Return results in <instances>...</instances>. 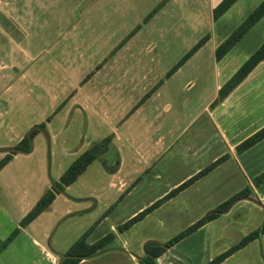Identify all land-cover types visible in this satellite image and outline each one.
I'll list each match as a JSON object with an SVG mask.
<instances>
[{
  "label": "rangeland",
  "instance_id": "374dc122",
  "mask_svg": "<svg viewBox=\"0 0 264 264\" xmlns=\"http://www.w3.org/2000/svg\"><path fill=\"white\" fill-rule=\"evenodd\" d=\"M159 1L0 0V147L15 144L34 123L45 122L48 131L39 130L32 137L31 150L18 151L0 170V238L18 225L48 183L57 181L80 152L111 132L110 127L116 123L108 121L112 116L108 117L106 111L121 101L125 103L121 111L127 113L138 97L149 92L144 99L143 114L149 116L152 110L158 121L171 117L179 127L189 123V129L173 144L176 171L170 180L192 168V161L182 168L177 151L182 141L190 139L199 126H204L205 132L211 127L207 111L202 112L201 108L218 74L217 62L214 64L215 46L260 0H242L218 19L212 16L215 0H168L143 22V17ZM138 23L140 27L130 35ZM206 35V43L170 77H164L170 66ZM263 40L264 16L228 52L224 72L238 67ZM256 76L251 79L252 83L247 82L243 87L247 91V96L241 99L245 106L237 109L239 115L252 118L253 125L264 121V62L256 70ZM154 86L158 93L150 90ZM198 113L199 117L193 118ZM136 120V126L143 130L144 122L136 123ZM105 156L109 162L117 161L112 149ZM240 159L244 166L250 164L253 169H264V141L244 152ZM230 163L217 174L221 185L212 187L213 192L208 188V192L201 194L206 201L210 198L223 201L236 192L238 183H242L241 173L238 168L235 171L230 168ZM247 170L252 172L249 166ZM257 174L252 176L253 183ZM109 178L110 173L98 156L62 190L64 194L58 193L48 207L21 228L13 245L0 253V264H42L35 263L37 259L42 260V254L32 243L33 237L55 251L68 249L101 215L103 204L117 197L116 187L107 183ZM142 183H146L145 188L138 189V194L132 197L135 202L142 203L156 189L148 187L145 178ZM244 184L251 188L250 195L259 207L263 201L258 192H264V181L254 183L257 192L251 184ZM95 192L100 193L99 207L102 208L90 212L85 209L94 204L95 200L89 195ZM129 201L126 198L122 204L114 206L113 221L128 214L130 206L134 205ZM243 205L254 204L250 201ZM257 208L249 212L236 207L227 216L221 213L217 216L220 218H213L214 230L212 236L209 231L208 240L191 234L180 240L175 250L198 249L194 259L204 263L205 258L215 254L216 241V246L222 247L230 238L224 235V223L228 222L232 230L248 232L260 224ZM212 209H206L205 216ZM166 212L171 214V220L164 236L170 238L184 228L188 213L172 209ZM66 214L69 216L63 218ZM107 225L103 223L91 237L100 234ZM257 242L241 250L226 264H264V252ZM108 253L109 250L92 261L105 260Z\"/></svg>",
  "mask_w": 264,
  "mask_h": 264
},
{
  "label": "crops",
  "instance_id": "0c3cea01",
  "mask_svg": "<svg viewBox=\"0 0 264 264\" xmlns=\"http://www.w3.org/2000/svg\"><path fill=\"white\" fill-rule=\"evenodd\" d=\"M167 1L168 0H166L165 3ZM173 1H176V0H173ZM180 1H183V0H180ZM241 1L242 0H236L227 9L228 11L227 10L226 11L229 12L233 8V6H237V3L239 4V2ZM218 2L219 0H215L212 6L214 7ZM241 5L242 3L240 4V6ZM225 12L222 15L227 13ZM198 50H196V52ZM227 54H225L219 60L215 58L214 64L216 62L217 63L222 62V61L224 62L222 65H219L217 63L215 64V66H217V69H218L217 78L214 83V87H213V90L210 96L208 97L206 102L204 101L205 103L203 104L201 108L202 112L207 111L208 117L210 119L211 127L208 132H205L204 126L203 127L199 126L197 130L195 131V133H192L190 139H186L182 141L181 146L178 148V151H177V153H180V155L177 158L179 159V162L182 168L185 169L186 168L185 165L186 164L188 165L189 161H192L193 166L190 170H186V172L176 175L173 180H170V179L173 177V172L176 170L174 169V159L172 158L174 157L173 156L174 152L172 150V147H173V144L183 135V133L189 129L190 124L187 123L185 126L179 127V125L173 122L171 117H167V116L163 119V121L162 120L158 121L156 118L157 117L156 112L154 114V111L152 110H150L149 116L143 114L142 108H143V104L145 103L144 99L146 96L138 97V99L136 100L137 102L134 101L132 103L134 104V108L133 107L131 108L132 106L131 104V106L128 109L129 111L127 110L128 111L127 113H122L121 111L124 108V104H125L123 103V101L120 102L121 105L118 103L116 104L115 107H111L110 111H106L108 117L111 118L112 116L111 118L112 120L109 119L108 121L109 122L114 121L112 124L114 123L116 124L111 126L110 127L111 132L104 136V137L109 136L110 140L108 141L106 146H102L101 149L103 150V152L101 154L98 153V156H100V161L106 167L107 172L110 173V178L107 182L108 185L112 187H116V190L118 191V195L111 202L104 203L103 204L104 208L99 207L100 202H101L100 193L95 192L89 195V198H91L92 200H95V202L93 205H91L89 208H86L85 210H89L90 212H92L93 210H96L97 208H102V210H101V215L98 216V218L93 220V222L91 223L93 224L95 222V225L91 229V231L88 233V235L86 236V240L88 242H93L97 240L98 238L102 237L103 235H105L109 231H113L115 233V237L110 241L107 247H104V248L109 247L105 251H108V250L110 251V253H108V255L105 256V260H101L98 262L92 261L94 260V258H96V256H99L100 254L105 252L103 251L95 255L85 256L80 261H78L76 264H142L139 262L140 258L137 256L144 255L145 253L144 247H145L146 242L151 241V240L164 242L166 239H168V237L164 236L165 234L164 231L166 229L165 227L167 226V223H169V220H171V214L170 215L167 214L166 212L167 209L183 211V212L188 213L185 219L186 221L184 224V228H185L186 226H188L195 220L199 219L200 217H203L205 215L204 213L206 209H208L209 207L214 208L216 205L222 202V200L220 199L212 200L211 198L208 201H206L202 197L201 194H205L206 191L208 192V188H209V191H212L211 190L212 187H217L221 185L222 180L221 178H218L219 176H217V174L222 172L226 164L227 163L229 164L231 161L232 163H230L229 165L230 168H232L234 171L238 168L239 172L241 173V177H242L240 178L243 179L242 183L237 184L238 187L236 188L237 189L236 191L246 186V184L244 183L251 184L253 187L252 189L256 192L258 191L256 185L252 182L253 181L252 176L254 173L257 174L260 171H262L263 168L257 170V169H253L250 164L247 166H244L240 158L241 156H243L244 152L247 153L249 150L253 148V146H256L257 144L263 142L264 139L260 140L258 143H256L249 149H246L243 152H238L235 146L242 139H244L245 137L253 133L255 130H257L259 127L264 125V121L258 125H253L252 118L249 119L246 117V115H244L245 117H243L242 115H239L237 113V109L239 107L245 106V102L241 101V99L247 96V91L243 89V87L245 86V84L247 85V82L252 83L253 81V80L251 81L252 78L258 77L256 76V70L261 66L262 62H264V59H262L246 75V77L238 85H236L220 102L212 106L211 103L217 96L218 89L220 88L221 84L237 68L236 67L235 69H233L231 72H228V73L224 72L225 70L224 66L226 65V63H228L227 61H225L227 58ZM222 69H223V72H222ZM154 88L156 89V87ZM154 93H158V89L155 90ZM141 98H143V100H141ZM165 107L168 108L169 104L166 103ZM198 115L199 113L195 114L193 118L199 117ZM134 120H136V123L137 121H139L140 123L144 122L145 128L143 130H139V128L136 126L137 124L134 123ZM33 125H42L46 129V123L45 124H42V122L34 123ZM119 128H121V130H119ZM34 130H37L36 131L37 133L39 130H43V129H40L38 126H36L32 130V132ZM43 131L45 133H48L47 129ZM25 134L28 135V132ZM21 138H19L18 141ZM17 142L12 145L1 146L0 148L17 146L16 145ZM95 142H98V141H95ZM30 143H31V147L27 151H24L21 149L1 150L0 158L3 157L6 153H11V158L8 160V162H6L4 166H6L11 161V159L15 157L18 151H23V152L30 151L32 148V141H30ZM109 149H112V151L115 152V155L117 157V161L114 163L109 162V160L105 156L106 152ZM12 151H16V152H12ZM223 154L225 155L223 161L217 164L208 173L204 174L203 176L199 177L198 179L190 183L188 186L184 187L177 194L163 201L160 205H158L152 211L147 213L144 217H142L141 219L133 223L130 227L122 231H120L117 228L118 224L124 222L125 220L135 215L137 212H139L146 206L153 203L156 199L162 197L167 192H169L173 187L179 185L181 182H183L184 180H186L187 178H189L190 176L198 172L206 164L215 160L216 158H218L219 156ZM89 165L87 166V168L89 167ZM248 166L252 170V172H249L247 170ZM80 174L78 175V177L80 176ZM144 178L146 179V182L149 184L148 187H156V189L151 192L154 194L148 198L145 197L144 198L145 200L143 199L142 203L135 202V199L132 197L138 194V189L143 190L145 188L143 187V185L146 183H142ZM115 179H117V181ZM57 181H52L48 183V186L46 189L56 187ZM204 187H206L207 189ZM60 192L64 194L62 190H59V192H57L56 195ZM258 194H259L260 199L263 201L262 204H258L259 207L257 206L256 203H254V198L251 195H249L248 197L240 198L239 200H237L230 208L223 211L222 214L224 213V216H227L228 214L232 213L233 212L232 210L236 207L238 208V210L239 209L243 210L246 208L248 209L249 212H250V209L253 210L254 208L258 207L257 210L260 211L258 221H260L261 223L264 219V192H258ZM126 198L130 199L129 202L134 205L130 206L131 210L128 212L126 216H123L124 218H122L119 221H113V217L111 216L113 213L114 206L115 207L119 206L126 200ZM250 201L251 203L253 202L254 205H251L249 207H247L246 205H243V202L246 203ZM68 209L69 208L65 209L63 213L68 211ZM79 211H82V210H79ZM238 213L239 211H237L235 214L238 215ZM69 214L64 215L63 218L66 216H69ZM217 218H220V217H217ZM105 222H107L108 224L105 230H102L100 234L92 238L91 236L94 234L93 232H95ZM213 222H214V219L207 220L201 227H199L196 231H194L191 234H199V236L200 235L202 237L204 236V239L208 240V238L210 237L209 231H211V236L213 234V231H212L214 230V225H212ZM207 223L210 224L209 227H207ZM91 224H89V226ZM17 226L20 227L19 231L21 230L22 227H25V226H20L19 222ZM141 226L143 227V230H141ZM230 226L231 225L228 222L224 223V227H223V230H225L224 235L230 238H228L227 241L223 242L222 247L216 246L217 241L214 243L215 250H216L214 255L223 251L224 249L232 245L235 241H237L242 235L247 233V232L245 233L240 232V234H238L237 239L234 240L233 237L227 234V232L232 231V229H234V228H229ZM189 235L185 236L184 238L180 240L183 241ZM15 236L2 251L7 250V248L13 245ZM5 237L0 238V241L4 239ZM231 238L233 239V241L230 242ZM179 241L176 242L174 245L167 247L158 256L155 264H203L194 259V254L196 253V251H199L198 249H196L195 251L190 249V250H187V252L177 251L176 253L175 248H176V245L179 243ZM257 241L260 244L261 252H264V249H263L264 233H263L260 237L255 238L252 241L248 242L246 245L237 249L236 251H234L232 254H230L224 260H222L221 262L217 264H224V263L226 264L230 258H232L237 253L241 252V250H244L246 247L250 246L251 244H254ZM32 243L39 248L40 253L42 254L41 255L42 260L37 259L35 263L43 262L42 264H57L60 261V259L65 256V252L67 250L66 249L65 251H59V250L55 251L53 249L48 248V245H46V243H43L34 237L32 238ZM201 247L203 248V244ZM178 253L183 254V257L180 256ZM252 253H253V250H252ZM214 255L210 254L209 257L205 258L206 260L204 261V263L207 260L211 259ZM21 263L23 262L21 261Z\"/></svg>",
  "mask_w": 264,
  "mask_h": 264
},
{
  "label": "trees",
  "instance_id": "16d2710c",
  "mask_svg": "<svg viewBox=\"0 0 264 264\" xmlns=\"http://www.w3.org/2000/svg\"><path fill=\"white\" fill-rule=\"evenodd\" d=\"M166 0L159 1L144 17L143 22H147L156 11L165 3ZM236 0H219V2L212 9V16L214 19L219 18ZM264 16V0H260L243 18V20L215 47V58L217 60L221 59L229 50L244 36V34L262 17ZM140 27V23L133 28L129 34L133 35L134 32ZM208 39V35L200 37L188 50H186L174 64L165 72V77L172 75L189 57L192 56L196 50H198ZM264 59V40L263 42L251 53L246 59L236 68V70L221 84L218 89V94L212 101L211 105L214 106L220 102L236 85H238L246 75L262 60ZM161 81V80H160ZM155 87V86H154ZM153 87V88H154ZM152 88V89H153ZM151 89V90H152ZM147 92L143 97L147 96ZM143 100V98H141ZM57 110V109H55ZM48 119L50 116L47 117ZM42 124H45L42 122ZM37 130L32 132V136ZM264 139V125L259 127L253 133L242 139L235 148L238 152H243L249 147L253 146L260 140ZM110 140L109 136L104 137L98 142H94L89 148L78 154L74 160L66 167L62 172L57 181V186L46 189L41 196L37 199L34 205L27 211V213L19 220L20 226H26L31 220H33L39 213H41L46 207L50 205L53 201L55 195L59 190H63L65 186L69 185L76 180L78 175L82 173L87 166L98 157V148L105 146ZM17 147L21 150L27 151L31 147L30 139L27 134H25L18 142ZM16 152V151H12ZM225 155H221L215 160L206 164L198 172L181 182L179 185L173 187L169 192H167L162 197L156 199L153 203L146 206L135 215L131 216L124 222L118 224L117 228L122 231L130 227L133 223L144 217L147 213L152 211L155 207L160 205L163 201L170 198L171 196L177 194L184 187L188 186L190 183L203 176L212 170L217 164L223 161ZM11 158V153H6L0 158V169L8 162ZM264 181V169L254 177V183L259 184ZM251 188L244 186L239 189L227 199L216 205L207 216L200 217L195 220L185 228L179 230L170 238L166 239L164 242L160 241H148L145 244V253L139 259L142 264H155L158 256L167 248L174 245L180 239L193 233L199 227H201L207 220L213 219L219 216L223 211L230 208L237 200L240 198L248 197L250 195ZM97 222V221H96ZM95 222L91 224L66 250L65 256L60 259L57 264H76L83 257L88 256L104 247H107L110 241L115 237L113 231L107 232L102 237L98 238L93 242H88L86 236L94 227ZM20 227L16 226L4 239L0 241V252L7 246V244L13 239V237L18 233ZM264 233V219L263 221L254 229L250 230L246 234L242 235L237 241L232 245L214 255L211 259L207 260L203 264H217L224 260L227 256L232 254L237 249L246 245L248 242L255 238L260 237Z\"/></svg>",
  "mask_w": 264,
  "mask_h": 264
},
{
  "label": "water",
  "instance_id": "95a60500",
  "mask_svg": "<svg viewBox=\"0 0 264 264\" xmlns=\"http://www.w3.org/2000/svg\"><path fill=\"white\" fill-rule=\"evenodd\" d=\"M36 126H38L40 129L46 130L42 125H33V126L29 129V131H28V137H29L30 141H32V130H33ZM17 149H19L17 146H10V147H3V148H0V151H1V150H17ZM206 216H207V214H206ZM209 225H210V224L207 223V227H209ZM227 234L230 235L231 237H233L234 240H236L237 237H238V234H240V232H239V231H236V230H232V231L227 232ZM108 248H109V247H108ZM108 248H103V249H101V250H99V251H97V252H94V253H92V254H89V255H95V254H97V253H99V252H103V251H105V250L108 249ZM175 252L177 253V251H175ZM178 254H179L180 256L183 257V254H180V253H178ZM89 255H88V256H89ZM137 257L141 258V256H137Z\"/></svg>",
  "mask_w": 264,
  "mask_h": 264
},
{
  "label": "flooded vegetation",
  "instance_id": "af4514ba",
  "mask_svg": "<svg viewBox=\"0 0 264 264\" xmlns=\"http://www.w3.org/2000/svg\"><path fill=\"white\" fill-rule=\"evenodd\" d=\"M102 152H103V150H102V149H101L100 151H98V153H100V154H101Z\"/></svg>",
  "mask_w": 264,
  "mask_h": 264
}]
</instances>
